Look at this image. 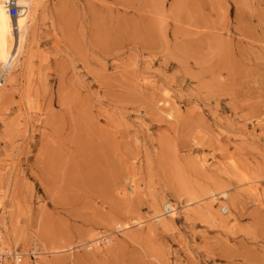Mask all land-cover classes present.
Here are the masks:
<instances>
[{"label":"rangeland","instance_id":"1","mask_svg":"<svg viewBox=\"0 0 264 264\" xmlns=\"http://www.w3.org/2000/svg\"><path fill=\"white\" fill-rule=\"evenodd\" d=\"M23 21L0 87L19 264H264V0H42Z\"/></svg>","mask_w":264,"mask_h":264},{"label":"bare ground","instance_id":"2","mask_svg":"<svg viewBox=\"0 0 264 264\" xmlns=\"http://www.w3.org/2000/svg\"><path fill=\"white\" fill-rule=\"evenodd\" d=\"M6 2L7 0H0V81L2 80L0 87L3 85V83H6V85H11L13 83V80L10 79L9 76L12 72H14L16 67L19 65L18 61L20 60V56L16 57L17 56L16 49H18L20 43H22L23 40L25 44H28L29 37H30L29 33L28 35L25 33L26 32L25 27H23L22 25L24 23L23 20L24 18L26 20L27 16H31L32 18L34 17L35 19V13L38 7L40 6V3L42 2V0H13V2L16 4V6L19 9V13L15 17H12L8 13L7 8H6ZM14 58H15L14 62L15 63L17 62V64L9 65L10 60ZM222 197H225V196L222 195ZM169 202H164L162 207L170 205L171 213H169L168 215H172L174 212V209L176 208H174V206H172ZM223 208L226 209V207H223ZM205 211L206 212L208 211L207 213H210L209 207H207ZM136 222H137L136 224L141 223L140 221H138V219L136 220ZM2 227L4 228V231H5V235H4L5 242L6 241L9 243L12 242L11 234L9 233L6 225L4 224L2 225ZM0 243H1V247L3 248L4 252L7 255L13 257L12 258L13 262H9L8 264H19L24 254L21 252L12 250V249L8 250V248L3 242V238L1 234H0ZM35 251H32L31 253L35 254L36 253Z\"/></svg>","mask_w":264,"mask_h":264},{"label":"built area","instance_id":"3","mask_svg":"<svg viewBox=\"0 0 264 264\" xmlns=\"http://www.w3.org/2000/svg\"><path fill=\"white\" fill-rule=\"evenodd\" d=\"M6 8H7V11L8 13L12 16V17H15L18 15L19 13V9L18 7L16 6V4L13 2V0H7L6 2ZM2 80L0 81V84H1ZM220 198L224 199V197H222L220 195ZM171 205H172V202H169ZM173 206V205H172ZM222 212L225 213L226 209L224 208H221L220 209ZM162 212L164 215H168L169 213H171V206L170 205H167V206H164L162 207ZM15 253V252H14ZM13 253V254H14ZM16 255V254H15ZM12 258L11 256L7 255L3 248L1 247V243H0V264H8L9 262H13L12 261ZM18 258V257H17ZM21 259V258H19ZM18 259V260H19Z\"/></svg>","mask_w":264,"mask_h":264}]
</instances>
